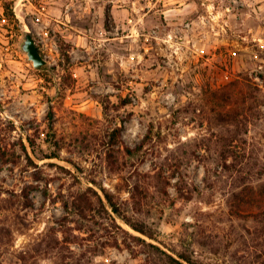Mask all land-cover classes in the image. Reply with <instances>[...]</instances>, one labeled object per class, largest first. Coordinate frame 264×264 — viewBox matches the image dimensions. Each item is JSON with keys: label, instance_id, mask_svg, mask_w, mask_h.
Instances as JSON below:
<instances>
[{"label": "rangeland", "instance_id": "obj_1", "mask_svg": "<svg viewBox=\"0 0 264 264\" xmlns=\"http://www.w3.org/2000/svg\"><path fill=\"white\" fill-rule=\"evenodd\" d=\"M245 106L257 188L264 0H0V264H264Z\"/></svg>", "mask_w": 264, "mask_h": 264}, {"label": "trees", "instance_id": "obj_2", "mask_svg": "<svg viewBox=\"0 0 264 264\" xmlns=\"http://www.w3.org/2000/svg\"><path fill=\"white\" fill-rule=\"evenodd\" d=\"M14 15V14H13ZM248 119V115L246 112V106L244 109V112L240 111V110H236V111H232V110H228L226 111V116H224V121L226 122L227 125H233L235 126V128L233 129L232 133H231V128H228V133L229 135L225 137V143L223 144V157L226 158V156L228 155H232L235 157V162L229 164L227 161H225V167L232 171V172H236L237 177H241L243 182H240L241 185L242 183V190L240 191V193H245V192H249V191H256V189H258V191H262L264 192V183H259L257 188L252 184L253 182L250 183H246L244 180V177L242 176V174H247L249 173L248 170H238L237 166H238V160H239V154L237 152H235L236 150L232 149V146L235 145V140L239 137H241L242 140H244V138L241 136V133H243L244 131L247 130V127L249 125V121H247ZM231 133V134H230ZM131 152H133V149H131ZM260 177V176H259ZM108 199L110 201V203L113 202V198L111 196V194H108ZM244 199V198H243ZM142 232L152 236V234H150L149 232H146L143 229H140ZM70 240H66V241H61L54 238H46L45 242L41 243V246L44 244V246L46 248H52V247H58V248H65L67 245L69 246V244H66V242H69ZM146 242V240H144ZM72 242V241H70ZM149 245L154 246V244L152 242H147ZM178 256L182 258V260L178 259L177 257H175L174 255L170 254L167 251L161 250V255L159 256V259L163 261L162 264H186L185 260L188 261L189 263H193L196 264L195 262H193L192 258L190 256H186L184 254H179ZM24 258L26 256H23ZM59 258V255H58ZM77 256L73 255V253L71 254H62L61 256V261H57L56 264H90L89 263H80L77 262L79 260L76 259ZM201 264V263H200ZM206 264V263H203ZM207 264H216L214 262L211 263H207Z\"/></svg>", "mask_w": 264, "mask_h": 264}, {"label": "water", "instance_id": "obj_3", "mask_svg": "<svg viewBox=\"0 0 264 264\" xmlns=\"http://www.w3.org/2000/svg\"><path fill=\"white\" fill-rule=\"evenodd\" d=\"M22 49L27 53L28 58L33 62L35 67H41L47 63V59L40 50L33 30L27 29L25 31Z\"/></svg>", "mask_w": 264, "mask_h": 264}, {"label": "crops", "instance_id": "obj_4", "mask_svg": "<svg viewBox=\"0 0 264 264\" xmlns=\"http://www.w3.org/2000/svg\"><path fill=\"white\" fill-rule=\"evenodd\" d=\"M130 20H131V21H133V19H132V18H130ZM134 23H137V22H136V21H134ZM128 26H130V25H128Z\"/></svg>", "mask_w": 264, "mask_h": 264}]
</instances>
